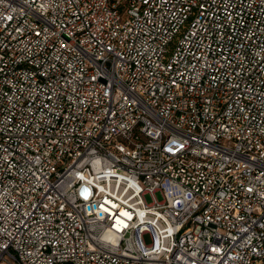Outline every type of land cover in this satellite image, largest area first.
<instances>
[{"label": "built area", "instance_id": "2783aa9c", "mask_svg": "<svg viewBox=\"0 0 264 264\" xmlns=\"http://www.w3.org/2000/svg\"><path fill=\"white\" fill-rule=\"evenodd\" d=\"M0 264H264V0H0Z\"/></svg>", "mask_w": 264, "mask_h": 264}, {"label": "rangeland", "instance_id": "374dc122", "mask_svg": "<svg viewBox=\"0 0 264 264\" xmlns=\"http://www.w3.org/2000/svg\"><path fill=\"white\" fill-rule=\"evenodd\" d=\"M156 196H157L158 199H161V197H160L159 194H157ZM145 238H146L145 241H146L147 243H151V238H150V236H146Z\"/></svg>", "mask_w": 264, "mask_h": 264}]
</instances>
